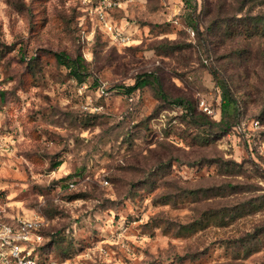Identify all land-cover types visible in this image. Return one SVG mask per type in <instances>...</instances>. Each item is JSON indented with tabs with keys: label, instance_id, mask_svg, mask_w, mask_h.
Listing matches in <instances>:
<instances>
[{
	"label": "rangeland",
	"instance_id": "obj_1",
	"mask_svg": "<svg viewBox=\"0 0 264 264\" xmlns=\"http://www.w3.org/2000/svg\"><path fill=\"white\" fill-rule=\"evenodd\" d=\"M191 6L0 0V224L40 217L42 264H264V0Z\"/></svg>",
	"mask_w": 264,
	"mask_h": 264
},
{
	"label": "built area",
	"instance_id": "obj_2",
	"mask_svg": "<svg viewBox=\"0 0 264 264\" xmlns=\"http://www.w3.org/2000/svg\"><path fill=\"white\" fill-rule=\"evenodd\" d=\"M98 15L103 31L113 41L121 43L127 41V36H124L115 24L106 19L101 12ZM193 34V31H190V35ZM101 93L105 92L101 90ZM203 111L208 115L213 113L206 106ZM69 187L72 188L73 184L70 183ZM43 227L44 221L40 217L18 219L9 225L0 224V264H41L35 255V248L42 241L39 230Z\"/></svg>",
	"mask_w": 264,
	"mask_h": 264
},
{
	"label": "trees",
	"instance_id": "obj_3",
	"mask_svg": "<svg viewBox=\"0 0 264 264\" xmlns=\"http://www.w3.org/2000/svg\"><path fill=\"white\" fill-rule=\"evenodd\" d=\"M183 3H184V8L186 10H189V11H192V6H191V1L192 0H182ZM255 20H257V18H255ZM255 24H264V19H261L259 21H256L255 23L251 24V25H247L245 27H252L253 25ZM192 26H195L194 23H191ZM257 33L261 34V35H264V26H262L261 28H257ZM56 62L59 64V65H62L64 66L65 68H67L69 70V72L71 73V76L76 79V81L78 82H82L84 80V77H85V72L83 70V58L82 57H77L75 59H71L69 56H67L65 53H54L53 54ZM215 81H216V85L221 89L222 91V103L220 105V113L222 115H224V118L225 117H231L233 116V114L236 113L237 111V108H236V102L235 100L232 98V96L230 95L226 85L224 84V82L222 81L221 78H218V77H214ZM149 85H158L157 84V78L154 77L152 74L150 73H144V74H141L139 76H137L134 84L132 86H129L127 88H123V93L122 94H125L127 96H130L133 92L135 91H138V90H141L143 89L144 87H147ZM158 89H159V85H158ZM161 97L162 99H165V96L161 94ZM177 103L179 105L182 104V102H180V100L178 101H174V103ZM186 109H188V113L192 116L193 115V112H192V109H190V106L188 105L186 107ZM200 118H202L201 116H199ZM204 118V117H203ZM206 119V117L204 118ZM221 123V122H220ZM219 124V122H218ZM224 132L225 131H228L231 127L230 125H226L224 124ZM59 165V164H58ZM43 230L44 229H40L39 230V233L41 234L42 236V241L37 245V247L35 248V255L38 259V261L42 264L43 261L41 259V257L39 256L40 255V252L41 250L43 249L44 247V236H43Z\"/></svg>",
	"mask_w": 264,
	"mask_h": 264
}]
</instances>
